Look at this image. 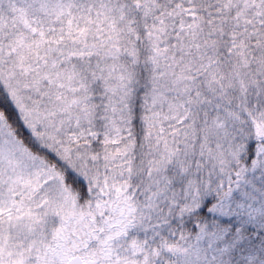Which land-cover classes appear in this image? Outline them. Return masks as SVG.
<instances>
[{
	"label": "snow or ice",
	"instance_id": "1",
	"mask_svg": "<svg viewBox=\"0 0 264 264\" xmlns=\"http://www.w3.org/2000/svg\"><path fill=\"white\" fill-rule=\"evenodd\" d=\"M0 264H264V0H0Z\"/></svg>",
	"mask_w": 264,
	"mask_h": 264
}]
</instances>
